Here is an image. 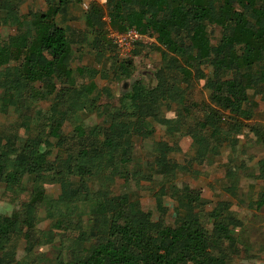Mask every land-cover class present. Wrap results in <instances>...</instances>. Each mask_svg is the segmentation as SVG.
<instances>
[{
  "label": "trees",
  "instance_id": "trees-1",
  "mask_svg": "<svg viewBox=\"0 0 264 264\" xmlns=\"http://www.w3.org/2000/svg\"><path fill=\"white\" fill-rule=\"evenodd\" d=\"M80 2L45 0V10L28 9L21 15L19 0H0V25L13 28L11 35L0 39V113L12 112L23 128V135L0 131V189L10 193L11 204L20 199L8 213L0 212V264L33 263L32 243L18 259L3 249L16 251L20 239L27 237L25 228L41 232L38 211L47 200L44 210L51 228L78 229L73 247L62 250L57 264H226L231 256L221 241L232 242L238 250L235 230L243 222L230 201L221 200L207 210L199 189L188 184L175 188L176 163L168 157L174 147L167 141H157L153 160L141 170L156 171L165 180L161 178L167 184L161 192H168L175 202L170 221L165 208L158 204L154 216L134 194L114 193L110 181L117 175L128 179L131 171L140 174L132 148L133 137L141 131L134 126L147 118L165 125L170 135L196 120L212 156L219 153L218 143H238V134L248 128L247 120L254 114L248 105L250 90L264 91V0H106L104 5L91 1L87 9ZM73 5L80 7L93 38L85 40V49L74 43L84 36L64 27L65 14ZM104 14L113 28L134 27L153 37L151 46L166 65L153 73L154 84L135 80L120 96L117 113L105 107L101 109L105 114L97 113L102 120L89 124L88 112L98 108L92 95L97 71L93 65L72 63L106 61L102 43H112L102 38ZM28 16L32 20L24 21ZM216 27L219 36L213 43ZM140 43L131 53L139 52ZM122 62L121 72L129 74L131 59ZM205 66L211 67L204 83L209 93L207 99H197L187 85L206 76ZM73 77H89L90 82L69 86L66 82ZM41 101L48 103L50 125L38 121L36 105ZM166 110L175 115L167 117ZM249 130L264 147V128ZM255 177L262 186L259 197L249 204L261 208L264 156L257 161ZM48 182L59 185L57 196L47 194ZM228 189L234 192L236 185L229 184ZM79 203L87 204L84 221L59 219L83 213ZM62 208L66 214L58 217ZM205 219L211 222L210 231Z\"/></svg>",
  "mask_w": 264,
  "mask_h": 264
},
{
  "label": "rangeland",
  "instance_id": "rangeland-1",
  "mask_svg": "<svg viewBox=\"0 0 264 264\" xmlns=\"http://www.w3.org/2000/svg\"><path fill=\"white\" fill-rule=\"evenodd\" d=\"M45 8V0H19L18 3V11L21 15L26 13L28 9L43 11ZM30 16L24 21L32 20ZM153 16L157 18L159 14H153ZM12 33V27L0 25V39H6ZM218 36L219 28L216 27L211 41L215 43ZM102 38L103 40H110L106 29L103 30ZM153 39L149 36L143 39L139 45L141 47H137L139 52L131 53L129 57L125 58L117 53L112 44L109 45L105 42L102 44L101 51H103V55L109 52L111 62H108L105 57L106 61L103 63H72L73 66L91 67L93 65L97 71L92 79L96 87L92 95L95 97L94 103L98 108L88 112L87 123L95 124L101 121L102 116L99 117L97 113L102 112L101 109L103 110L105 107L109 109L110 113H117L120 96L128 93L135 80L141 79L145 83L154 84L153 73L158 67L166 65V62L161 60L158 51L151 46V44H155ZM83 48L85 49V46ZM128 59H131L132 67L128 69L129 74H125L121 72L119 65L123 63V60ZM0 68H2L1 65ZM204 68L206 76L199 80H192L187 85V89L196 92L197 99H207L209 93L204 83L210 78L211 67L205 66ZM88 82H90L89 77H73L69 78L66 83L69 86H75ZM56 88H60V86L58 85ZM101 88H103L102 92L96 97V91ZM249 103L253 107L254 114L251 119L247 120L248 128L238 134L239 141L237 144L218 143L219 153L214 156L208 154V142L203 137L202 130L196 124V120L191 119L186 126L179 128L173 135L166 131L165 125L156 123L149 118L144 122L136 123L134 129L136 132L141 131V133H137L133 137L132 153L139 163V168L136 169L140 174L131 171L128 179H123V176L117 175L110 181L114 193L128 191L134 194L141 207L150 211L154 216L159 211L157 206L159 204L166 209L164 211L165 218L170 221L174 213L175 202L168 192L162 193L160 188H164V186L166 188L167 184L162 182L163 178L158 172H143L141 170L142 166L145 167L149 161L153 160L157 141H167L169 145L174 147L168 157L170 161L176 163L175 176L172 179L175 188L180 189L183 184H188L191 188L199 189L202 198L205 199L207 210L216 208L221 200L230 201L232 203L231 210L243 222L241 228L235 230L238 250L235 251L232 242L225 239L221 241L222 245L228 247L231 256L226 264H264V205L261 208H256L253 204H249L252 199L255 200L259 197L262 186V180L255 176L257 175V161L264 156V147L257 140L253 131L249 130V127L264 128V91L253 92L250 90L248 105ZM36 107L40 109L38 121L47 120L49 125L52 124L53 119L47 109L48 103L41 101ZM128 110L131 116L134 115L131 108ZM163 112L167 117L175 115L174 110ZM105 113L102 112V114ZM4 129L16 135H23V128L12 112L0 113V131ZM69 129L70 127L67 126L64 130ZM143 131L150 132L145 133ZM229 171H232V174H229ZM163 181L165 180L163 179ZM229 184L236 185L234 192L228 189ZM45 189L47 194L52 196H57L60 192L57 183L48 182ZM2 191L0 189V212L8 213L15 206V203H19L20 199L11 204L9 202L10 193L4 194ZM21 198L25 199L26 197L22 195ZM48 205L49 201L47 200L38 211L40 218L37 227L41 232L38 233L37 231L34 232L33 229L25 228L24 233H27L25 240L20 239L16 251L3 249L6 255L15 259L21 258L26 253L24 248L32 243L35 260L30 264H57L62 250L66 251L73 247L78 229L72 228V226L67 229L51 228L49 224L51 218L45 216L44 210ZM78 205L83 212L82 215L74 212L65 215L66 210L62 208L61 213L58 212L57 216L65 215L59 219L66 218V220L68 219L67 222L69 220L78 222V219L84 221L87 217V204L79 203ZM205 224L210 231V220L205 219Z\"/></svg>",
  "mask_w": 264,
  "mask_h": 264
},
{
  "label": "built area",
  "instance_id": "built-area-1",
  "mask_svg": "<svg viewBox=\"0 0 264 264\" xmlns=\"http://www.w3.org/2000/svg\"><path fill=\"white\" fill-rule=\"evenodd\" d=\"M91 1H96L101 5L106 3V0H81V7L87 9ZM102 19L105 21V28L110 39L109 41L114 45L117 53L123 58L131 55V51L136 42L142 41L146 38L134 27H126L123 30L111 27L109 25V17L107 14H104Z\"/></svg>",
  "mask_w": 264,
  "mask_h": 264
},
{
  "label": "crops",
  "instance_id": "crops-1",
  "mask_svg": "<svg viewBox=\"0 0 264 264\" xmlns=\"http://www.w3.org/2000/svg\"><path fill=\"white\" fill-rule=\"evenodd\" d=\"M78 5V4H77ZM78 6H72L68 11L66 12V18L67 21L64 24V27L69 31H72L73 34L84 36L83 38L77 39L74 43H82L85 48H87L88 44L86 43L90 38H92V35L89 33V31L85 28V21L84 17L81 15L79 12V8L77 9ZM85 38V39H84ZM93 39V38H92ZM91 39V40H92ZM86 40V42H85ZM105 43V42H104ZM102 43V44H104ZM105 57L108 59V62H111L110 54L107 52L105 54ZM75 63V61H73ZM88 61H83L82 63H87ZM98 63H103V62H98Z\"/></svg>",
  "mask_w": 264,
  "mask_h": 264
}]
</instances>
